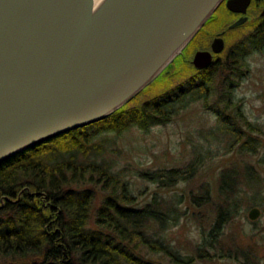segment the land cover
Masks as SVG:
<instances>
[{
  "label": "trees",
  "instance_id": "16d2710c",
  "mask_svg": "<svg viewBox=\"0 0 264 264\" xmlns=\"http://www.w3.org/2000/svg\"><path fill=\"white\" fill-rule=\"evenodd\" d=\"M223 7L230 11L220 5L201 28L204 34L194 39L212 37L231 21ZM236 27H228V37L239 40L211 64L198 68L190 59L193 39L163 91L140 101L143 90L105 118L0 162V264H264L257 244L224 242L226 225L244 204L261 203L264 174L252 159L222 165L216 195L210 181L197 192L174 189L195 176L202 154L188 166L139 169V177L155 183L149 192L134 187L125 167L116 168L107 136L134 125L149 129L167 123L203 97L218 114L219 127L231 135L230 149L236 154L258 149L262 127L243 115L236 86L249 71L250 52L264 46V17ZM205 204L209 226L200 228L199 241L187 250L171 232Z\"/></svg>",
  "mask_w": 264,
  "mask_h": 264
},
{
  "label": "water",
  "instance_id": "95a60500",
  "mask_svg": "<svg viewBox=\"0 0 264 264\" xmlns=\"http://www.w3.org/2000/svg\"><path fill=\"white\" fill-rule=\"evenodd\" d=\"M222 1L0 0V162L124 106L170 71ZM250 2L227 0L244 13L230 28ZM225 46L219 34L192 61L203 68Z\"/></svg>",
  "mask_w": 264,
  "mask_h": 264
},
{
  "label": "rangeland",
  "instance_id": "374dc122",
  "mask_svg": "<svg viewBox=\"0 0 264 264\" xmlns=\"http://www.w3.org/2000/svg\"><path fill=\"white\" fill-rule=\"evenodd\" d=\"M258 11L257 8V15L259 14ZM234 18L232 17L231 21L223 28L228 29L229 23L233 22ZM247 23H243L236 28L241 30L250 22ZM218 26L221 27L222 23ZM211 38L209 36H206L204 40L196 38L190 46L198 48V45L207 44ZM237 40L239 39L231 40L227 37L225 48H231ZM187 48L180 55V60H177L175 65L170 68V71L160 75L161 81L157 79L160 77L158 76L155 83H153L154 80L153 84L151 83L152 85L150 84L144 89L146 93L143 94V97H140V101L146 99L147 95H154L163 91L173 83L170 74L177 67L176 64L179 65L185 61L190 47ZM196 48L191 53L190 59H192ZM247 58L250 68L240 84L236 86V95L242 100L243 115L247 116L252 122L261 125L262 131L258 134L263 144L253 153L236 154V151L230 149L228 143L231 135L227 134L224 126L222 129L219 127L222 122L219 120L218 114L208 108L206 98L201 97L186 106L167 123L156 124L149 129H142L134 125L122 133L109 132L107 134L111 139V142H108L112 147L110 155L116 158V168L125 167L136 189L141 187L152 192L155 188L154 182L136 174L139 169L152 170L161 167L186 166L198 154L205 157L203 165L193 173L195 176L189 182L183 181L174 189L181 191L185 187L197 192L202 183L210 181L214 189L213 193L216 195L217 189H215V186L221 166L227 163L231 164L233 160L241 162L240 159L244 157L252 159L256 168L264 174V46L251 51ZM240 167H242V164H240ZM98 198L100 197L98 196ZM258 202L261 203L244 204L242 212L226 225L224 242L228 243L233 240L257 244L260 248V255L264 256V190ZM211 205L208 204L209 207ZM255 205L260 206L261 214L253 220L249 217V210ZM206 207L205 204L195 210L194 216L198 219L189 216L184 225L177 226L174 232H171L173 238H177L187 250H191L194 244L199 241L200 228L202 230V227L209 226L206 221L207 217L203 214L210 213ZM223 261L219 260V262Z\"/></svg>",
  "mask_w": 264,
  "mask_h": 264
},
{
  "label": "flooded vegetation",
  "instance_id": "af4514ba",
  "mask_svg": "<svg viewBox=\"0 0 264 264\" xmlns=\"http://www.w3.org/2000/svg\"><path fill=\"white\" fill-rule=\"evenodd\" d=\"M220 5H224V6H227V0H223L222 1V3L220 4ZM261 5H263V6H261ZM228 7V6H227ZM257 8L259 9V11H258V15H261V18H257L258 17V15L256 14V10H257ZM223 9L225 10V13H226V15H227V17H235L234 18V20L235 19H237L238 17H240V16H242V15H244V13L243 12H241V11H234V10H231L230 8V11H227L226 9H225V7H223ZM247 15H248V19L246 20V22H244V23H255L256 22V20L257 19H260V21H262V19H263V17H264V0H251V2H250V4L248 5V10H247V13H246ZM234 20H232V21H234ZM231 23V22H230ZM229 23V24H230ZM201 31V30H200ZM199 31V32H200ZM199 32H198V34L195 36V37H199V36H201V35H203L204 34V32H200V34H199ZM228 29H226V28H222V29H219V30H217L214 34H213V36H212V38L209 40V42L207 43V44H205L204 46H202V47H198V48H196V50L197 49H199V48H205V49H211V43H212V40L214 39V37L215 36H217V35H219V34H222L224 37H225V40H227V37H228ZM208 36V35H207ZM194 37V38H195ZM191 43V42H190ZM189 46V45H188ZM195 50V51H196ZM222 52V51H221ZM221 52H219V53H215V55H214V58L216 59L218 56H219V54H221ZM192 60V59H191Z\"/></svg>",
  "mask_w": 264,
  "mask_h": 264
}]
</instances>
